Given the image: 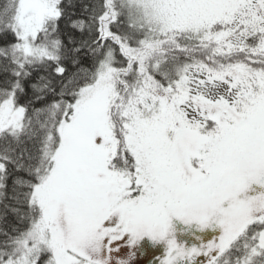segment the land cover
Returning a JSON list of instances; mask_svg holds the SVG:
<instances>
[{
    "label": "snow or ice",
    "instance_id": "obj_1",
    "mask_svg": "<svg viewBox=\"0 0 264 264\" xmlns=\"http://www.w3.org/2000/svg\"><path fill=\"white\" fill-rule=\"evenodd\" d=\"M145 237L264 264V0H0V264H131Z\"/></svg>",
    "mask_w": 264,
    "mask_h": 264
},
{
    "label": "trees",
    "instance_id": "obj_2",
    "mask_svg": "<svg viewBox=\"0 0 264 264\" xmlns=\"http://www.w3.org/2000/svg\"><path fill=\"white\" fill-rule=\"evenodd\" d=\"M173 226L175 229V237L178 243L188 246L199 245L203 242L211 240L217 234L214 230H198L194 225H184L177 218H173ZM147 247L151 251L161 253L166 251L164 242H153L150 238L145 237L137 246V250ZM132 263V261H131Z\"/></svg>",
    "mask_w": 264,
    "mask_h": 264
},
{
    "label": "rangeland",
    "instance_id": "obj_3",
    "mask_svg": "<svg viewBox=\"0 0 264 264\" xmlns=\"http://www.w3.org/2000/svg\"><path fill=\"white\" fill-rule=\"evenodd\" d=\"M165 253L166 251L157 253L147 247H143L136 251L135 258L131 264H159V258H162Z\"/></svg>",
    "mask_w": 264,
    "mask_h": 264
}]
</instances>
